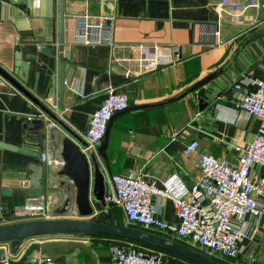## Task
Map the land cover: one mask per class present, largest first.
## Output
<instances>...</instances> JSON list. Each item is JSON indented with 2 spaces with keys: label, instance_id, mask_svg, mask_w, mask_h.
I'll use <instances>...</instances> for the list:
<instances>
[{
  "label": "crops",
  "instance_id": "0c3cea01",
  "mask_svg": "<svg viewBox=\"0 0 264 264\" xmlns=\"http://www.w3.org/2000/svg\"><path fill=\"white\" fill-rule=\"evenodd\" d=\"M64 1L66 13L74 17V30L65 48L69 57L64 61L68 67L65 76L71 75L68 90L73 94L66 92L63 104L77 103L62 113L63 119L81 134L109 87L129 97L128 108L109 129L106 154L111 175L143 172L159 185L174 181L190 187L200 178V154L238 164L239 154L234 147H245L264 126L260 119L237 108L239 93L231 88L246 73L264 80V0L257 8L247 7L246 0H225L221 7L219 0ZM57 2L0 0V66L10 73L18 69L16 79L41 101L49 99L58 88V58L52 55L56 44L50 36H43L44 30L46 35L51 34V23L45 18ZM106 17L111 18L105 23L111 29V46L77 42L76 29L83 21L97 23ZM143 49H155L161 66L142 72L138 60ZM19 57L24 67L16 68ZM37 114L30 100L11 92L0 79V141L26 147L28 131L23 126L27 116ZM45 125L49 136L40 135L41 154L59 161V165L43 164L40 159L0 148V226L25 220H95V216L82 218L78 214L76 189L60 174L61 143L66 133L48 120ZM193 140L199 143L197 151L184 155V147ZM31 163L44 166L45 194L38 199L27 198L20 187ZM252 174L263 177V167L254 166ZM111 175L105 179V195L111 190ZM4 189H9L11 195L4 196ZM19 195L24 196L23 205H42L47 215L12 219L11 214L23 205L9 211L8 207ZM151 203L158 218L177 222L169 199L152 198ZM95 208L101 222L107 214L115 225L171 238L129 224L115 205L108 204L106 211L99 204ZM245 227L248 236L240 243L243 253L229 263L243 264V260L253 258V264H264V217H250ZM52 240L83 245L67 253L52 251L49 255L55 264H108L114 244L152 251L141 243L108 235L46 236L29 242ZM164 264L189 263L165 256Z\"/></svg>",
  "mask_w": 264,
  "mask_h": 264
},
{
  "label": "built area",
  "instance_id": "2783aa9c",
  "mask_svg": "<svg viewBox=\"0 0 264 264\" xmlns=\"http://www.w3.org/2000/svg\"><path fill=\"white\" fill-rule=\"evenodd\" d=\"M110 1V0H101ZM161 1V0H159ZM261 0H246L247 7L257 8ZM225 0H219L221 7ZM110 17L97 23H83L76 29V40L83 45H112L111 29L105 23ZM143 49L138 60L142 72H149L161 66L160 57ZM239 93L237 108L249 116H255L264 123V80L251 73L242 75L231 87ZM127 93L109 87L106 98L95 109L89 125L79 133L87 144L84 151L94 149L101 142L113 116L128 108ZM199 143L191 141L183 149L184 155L196 152ZM239 154L238 164L231 165L223 158L200 154L198 169L200 178L190 187L176 182L157 183L143 172L113 174L110 177L111 190L105 195L107 204L115 205L123 212L129 224L138 225L144 230L156 231L168 237L185 240L208 254H217L227 260H235L243 253L241 241L247 238L246 224L250 217H264V176L255 178L252 168L256 165L264 169V126H260L254 138L245 147H234ZM41 162L48 165L60 162L51 161L45 153ZM152 198L171 201L176 223H168L157 216L151 203ZM42 205L25 204L14 212L16 218L31 219L46 216ZM255 259L247 258L243 264H253ZM23 264H55L49 254L32 253ZM108 264H164L160 252L114 244Z\"/></svg>",
  "mask_w": 264,
  "mask_h": 264
},
{
  "label": "water",
  "instance_id": "95a60500",
  "mask_svg": "<svg viewBox=\"0 0 264 264\" xmlns=\"http://www.w3.org/2000/svg\"><path fill=\"white\" fill-rule=\"evenodd\" d=\"M65 7V1L58 0L57 5L45 18L49 19L51 23V34L46 35L44 30L43 36H50L49 38L56 44L52 55L58 58V88L54 90L49 99L41 101L27 91L16 79L18 69L17 71L14 69L13 73H10L0 66V79L9 85L11 92H19L30 100L38 111L37 115L27 116V121L23 126L28 131L26 138L29 143L26 147H16L0 141V148L40 159L43 148L40 135L43 133L45 138L49 136L48 125H45V120L60 127L66 133L61 143L63 166L60 174L67 177L76 189L78 214L82 218L95 216V220H25L2 225L0 226V264H23L26 258L34 252L40 254H50L52 251L67 253L70 250L83 247L82 244L75 241L65 240L30 243L29 241L34 238L93 235H108L131 240L172 253L194 264H225L210 255L170 238L128 227L124 224L115 225L110 221L107 214H104V222L100 221L95 205L99 204L102 211H106L108 206L105 201V179L111 175L106 154L109 129L112 121L118 115L124 113L125 110L115 114L109 121L104 140L99 142L94 149H88L87 151L83 150L87 147L84 139L63 119L62 113L71 105L77 103V101H74L70 105L63 104L66 92L73 94V91L68 90L71 75L65 76L68 67L64 61L69 57V51H65V48L68 46L71 32L74 30V17L66 13ZM18 61L20 64L16 63V68L24 67L20 57ZM43 180V164L31 163L28 166L25 179L20 184V187L25 190V196L32 199L43 197L45 194ZM3 195L10 196L11 191L4 189ZM18 255V259H14Z\"/></svg>",
  "mask_w": 264,
  "mask_h": 264
},
{
  "label": "trees",
  "instance_id": "16d2710c",
  "mask_svg": "<svg viewBox=\"0 0 264 264\" xmlns=\"http://www.w3.org/2000/svg\"><path fill=\"white\" fill-rule=\"evenodd\" d=\"M23 204H24V196L23 195H19V196L14 198V202L12 203L11 206L8 207V211L12 210L15 206H21ZM117 239H121V238H117ZM170 239H172V240H174V241H176V242H178L180 244H183L181 241H178L175 238L171 237ZM123 240H125V239H123ZM125 241L131 242V243H134V244H139V243L131 241V240H125ZM140 245L144 246V247H147V248H150V249H152V251L162 253L164 255V260H165V256H171V257H175V258H177L179 260L186 261V263L194 264V263H191V262H189V261H187V260H185V259H183V258H181V257H179L177 255H174L172 253H169V252H166V251H162L160 249H157V248H154V247H150V246H147V245H143V244H140ZM183 245H185V244H183Z\"/></svg>",
  "mask_w": 264,
  "mask_h": 264
},
{
  "label": "rangeland",
  "instance_id": "374dc122",
  "mask_svg": "<svg viewBox=\"0 0 264 264\" xmlns=\"http://www.w3.org/2000/svg\"><path fill=\"white\" fill-rule=\"evenodd\" d=\"M99 217V219H100V216H98ZM11 218L12 219H15V220H17L18 218H16V216H14V213L13 214H11ZM26 219L28 218V217H25ZM34 218H37V217H34ZM20 220V219H19ZM186 246H188V247H191V248H196V250L198 249L199 251H201V252H204L205 254H208L207 252H205L204 250H201V249H199L198 247H195V246H192V245H189V244H185ZM208 255H211V254H208ZM211 256H213L214 258H216V259H218V260H220L221 262H225V264H230L229 263V260H227V259H225V258H223V257H221V256H219V255H217V254H213V255H211Z\"/></svg>",
  "mask_w": 264,
  "mask_h": 264
}]
</instances>
